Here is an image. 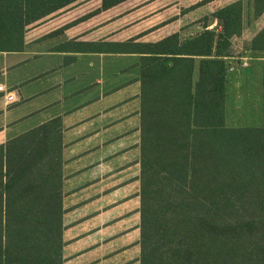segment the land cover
Listing matches in <instances>:
<instances>
[{
    "label": "trees",
    "instance_id": "16d2710c",
    "mask_svg": "<svg viewBox=\"0 0 264 264\" xmlns=\"http://www.w3.org/2000/svg\"><path fill=\"white\" fill-rule=\"evenodd\" d=\"M79 1L0 0V52L22 51L26 27ZM127 1L101 0L91 15ZM212 17L219 30L208 16L192 36L82 44L138 55V264H264V87L259 125L227 126L225 58L242 3ZM256 39L264 49V31ZM62 153L60 118L0 145V264H62Z\"/></svg>",
    "mask_w": 264,
    "mask_h": 264
},
{
    "label": "rangeland",
    "instance_id": "374dc122",
    "mask_svg": "<svg viewBox=\"0 0 264 264\" xmlns=\"http://www.w3.org/2000/svg\"><path fill=\"white\" fill-rule=\"evenodd\" d=\"M153 1L158 2L153 10L141 13L142 7ZM236 2L242 3V30L231 38L233 58H225L230 67L226 124L236 128L258 126L263 102L264 49L263 46L259 50L252 48L254 40L264 31V11L259 13L255 0H133L98 20L90 19L88 25L71 29L69 34L73 41H80L99 28V33L90 38L107 40L121 34L123 38L135 39L134 34L143 28L142 34L149 41L182 29L192 36L201 31L208 16L209 29L219 30L220 25L212 14ZM100 3L101 0H81L31 24L25 29V43L33 44L30 48L22 53L0 54V84L15 91L19 99L25 98L19 100L15 106L19 108L13 114L27 117L14 131L35 127L41 121L59 116L66 111L63 109H75L67 115L66 125L61 123L66 147L63 161L82 155L71 159L68 165L63 163L62 174L77 171L84 165L88 171L81 177L74 176L63 186L66 202H63L62 264H138L140 258L137 180L140 151L139 131L135 130L139 120L132 83L134 71L133 67L128 69L131 59L106 58L91 67L89 57H76L72 61L71 54L53 56L47 51L49 47L58 49L54 40L67 41L65 29L80 18L93 16ZM137 9V13L128 15ZM194 24H199L198 31L193 29ZM2 71L8 74L3 76ZM97 78L101 79L100 83ZM99 159L100 165L95 163ZM108 168L112 173L107 174L111 171ZM94 177L102 178L94 181ZM102 185L108 187L107 191L88 201V206L68 210L72 199L92 195ZM134 206L137 222L133 219Z\"/></svg>",
    "mask_w": 264,
    "mask_h": 264
},
{
    "label": "crops",
    "instance_id": "0c3cea01",
    "mask_svg": "<svg viewBox=\"0 0 264 264\" xmlns=\"http://www.w3.org/2000/svg\"><path fill=\"white\" fill-rule=\"evenodd\" d=\"M131 1H133V0H129V1L125 2V3H122V4L112 8V9H109L107 11H103V12L98 13L96 15H93L91 17L89 16V17H87L85 19L80 18L79 22L72 26L73 28L69 27V28L65 29L64 34H66V36H67V37H65L67 39V41H63V42L58 41L57 42V40H54L55 43L58 45V46L55 45L54 47L57 46L58 49H54L53 50V49H50V47H49L47 49V51L49 53H51L53 56H55V55L63 56V55H66V54H71L72 55L71 56L72 57L71 58L72 61H74L76 59V57L77 58L89 57L92 60V61H90L91 67H94L97 62H100V61H102L103 59H106V58H108V59H125V58H128L129 60L131 59L130 62H129V66H131V67L130 68L128 67V69H131L133 67L132 72L134 71L132 83H134V87H135V90H134L135 94H136L135 95V99L137 98L136 102L138 103V107H136L135 110L138 109L136 111V116H137V118L139 120V122H137V127L135 128V130L137 129V131H139V128H140V115H139V111H140V82L138 81V78H139V75H140V70L137 67L138 55H136V54L113 53V52L106 53L104 51H100V52L99 51H89L87 45H82L83 43L98 44V43H103V42H109V43H111V42H126L130 38L129 37L123 38V37H121V34H120V36L113 35L110 38H107V40H102V39L97 38V37L96 38H90L91 36L96 35V34L99 33V31H100L99 28L96 30L97 32L92 31L91 32L92 34L90 36L88 35V36L85 37L86 39L80 40V41L79 40H74L73 41L72 40V36L69 34V31L71 29H75V27H77V26L88 25L89 22H92V20L90 21V19L98 20V19L102 18L103 16H105L106 13H109V12L111 13L112 11H115V9H117V8L121 7L122 5H125V4H127V3L131 2ZM157 3H158L157 1H153L150 4H147V5L143 6L142 7L143 10L142 11L140 10L141 13H144L146 11V9H148L147 13H150V11L153 10L152 7H154ZM139 9L135 10V12H131L128 15L129 16L134 15L135 13H137L139 11ZM175 16H178V15H175ZM114 23H116V21L113 22V24ZM113 24H111V26ZM113 29H114V27H113ZM142 29L138 33L134 34V35H136L135 39H137L138 42H157V41H159V40H161V39L166 37L165 36V37L160 38V39H158L156 41H149L147 39L148 36H145V34H142V33H144V32H142L143 31ZM101 33H103V32H101ZM170 34H173V33H170ZM72 42L74 44H77V45L72 44ZM31 45H33V44L28 42V43L25 44V47H24V49L22 51H19V52H0V54L8 55L10 53H22V52H25L28 48H30ZM96 48H97V46H96ZM97 59H99V60H97ZM61 68H63L62 65H60V69ZM55 70L56 69H54L53 71H55ZM6 74H8V72L2 71V75L3 76H5ZM195 80H197V79H195ZM96 81H97V83H100L101 79L97 78ZM0 86H2L3 89L5 90L4 93L0 92V145L5 144L9 140H11V139H13V138L25 133V132H28V131H30V130H32V129L40 126V125H43V124H45V123H47L49 121H52V120H54L56 118H60L61 123H64L66 125L67 115L72 113L75 110V109H72V107L71 108L69 107L68 109H63L62 111H64V110H66V111H64L63 113H60L59 116L55 115L51 119H47L46 121H41L35 127H32L30 129H27V130L21 131V132L14 131L13 129L17 126V124L27 117L26 115L25 116H23V115L15 116L13 114L14 110L19 108V106L17 108L15 107L16 104H18L20 99L23 101L25 98L22 97V98L19 99V97H17L15 91L9 89L4 84H0ZM62 88H65V87H62ZM9 93H10V95H9ZM10 96L13 97L12 100H10ZM28 98H30V97H28ZM139 143H140V131H139ZM64 148H66V147L63 145V153L65 151ZM63 153H62V155H63ZM81 155H82V153H80L77 156H74V157L66 159L64 161L65 165H68L71 162V159H76V158L80 157ZM95 163L100 165L102 163V161H100V159H99ZM108 170H111V169L108 168ZM87 171H88V166L87 165H84L81 169H79L77 171H74V172L72 170H69L68 173L64 174V185L67 184V183H70V180L73 179L74 176L81 177V175H85L87 173ZM110 173H112V170L109 171L107 174H110ZM102 177H94V181H99ZM112 182H114V181H112ZM82 186H84V185L82 184V185L78 186L77 189H80ZM108 186H110V184H108ZM107 189H108V187H106V186L103 187V185H102L100 187H97L96 190H94V192H93L94 194H92V195L80 196V197H78L76 199H72L73 201L71 200V204H70V202L68 203V204H70V206L68 207V210H72V209H78L79 210L81 208L82 209L85 208L86 206H88L90 204V203L89 204L87 203L88 201H90L91 199L96 200V198L99 197L101 194L105 193L107 191ZM74 192H76V190L73 191V193ZM135 196H136V194H135ZM64 202H66V197L64 199ZM134 209H135V211H134L133 219L137 222V218H136V214L137 213L135 214V212H136V207L135 206H134ZM70 227H72V226H70ZM83 229L86 230V226H84ZM135 261H137V259ZM137 263H138V261H137Z\"/></svg>",
    "mask_w": 264,
    "mask_h": 264
},
{
    "label": "built area",
    "instance_id": "2783aa9c",
    "mask_svg": "<svg viewBox=\"0 0 264 264\" xmlns=\"http://www.w3.org/2000/svg\"><path fill=\"white\" fill-rule=\"evenodd\" d=\"M0 92H3V93L5 92V90L3 89V87H2V86H0ZM9 95H10V93H9ZM12 98H13V97H12V96H10V100H12Z\"/></svg>",
    "mask_w": 264,
    "mask_h": 264
}]
</instances>
